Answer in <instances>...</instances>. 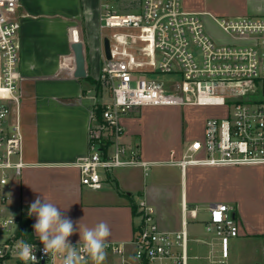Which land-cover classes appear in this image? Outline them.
<instances>
[{
	"label": "built area",
	"instance_id": "1",
	"mask_svg": "<svg viewBox=\"0 0 264 264\" xmlns=\"http://www.w3.org/2000/svg\"><path fill=\"white\" fill-rule=\"evenodd\" d=\"M99 2V31L109 38L111 58L102 52L97 102L102 109L97 112L95 107L92 114L90 151L76 163L82 184L98 187L118 168L140 167L147 173L152 163L142 158L139 145L124 141L122 124L125 115L145 106L213 109L205 119L203 137L189 142L180 158L172 155L168 161L182 172L192 165L264 167V17L211 14L229 36L219 42L206 32L200 17L210 13L188 8L185 0ZM22 7V0H0V264H62L63 257L46 255L38 239L19 234L20 215L8 204L14 182L27 164L20 121ZM78 34L73 31L74 41L80 39ZM160 74L171 77L161 79ZM136 205L135 264H188L186 202L178 230L162 229L145 197ZM197 211L198 207L190 209L193 218L197 219ZM204 223L206 231L218 238L225 261L231 239L240 235L236 205L211 203ZM20 241L35 245L37 261L19 258ZM79 249L77 245L81 261L88 260ZM106 250L122 252L117 244Z\"/></svg>",
	"mask_w": 264,
	"mask_h": 264
},
{
	"label": "crops",
	"instance_id": "2",
	"mask_svg": "<svg viewBox=\"0 0 264 264\" xmlns=\"http://www.w3.org/2000/svg\"><path fill=\"white\" fill-rule=\"evenodd\" d=\"M187 7L201 10L191 4H187ZM22 12L19 33V71L22 76L19 86L20 121L27 164L12 189L20 214L25 207L29 208L38 196H44L61 207L62 213L74 222L82 220L81 223L89 227L101 221L106 222L111 232L108 245L117 244L121 246L122 252L105 250V258L115 255L119 257L121 264H135L132 240L139 219L133 212L132 204H137L141 197H145L154 205L156 201L152 194L160 192L161 189L154 184H147L140 167L115 169L106 175L98 187H89L82 184L80 170L76 165L79 159L90 151L89 130L92 114L100 99L87 80V76H99L102 64L100 34L98 35L97 31H93L95 34L88 32L83 0H24ZM237 12V15H248L251 10L245 3L238 6ZM82 23L85 29L82 41L87 76L78 78L74 76L75 60L71 43L74 41L73 31H78L81 38L79 26ZM198 109L213 111L211 107L190 105L145 106L125 115L122 124L125 128L124 141L139 145L142 158L152 163L151 168L167 163L180 169L181 219L179 221L171 216L168 223H162V219L157 217L159 226L166 230L180 229L183 219L182 203L185 201L188 206L186 228L189 241L191 240L190 256L197 257L198 254L213 260L212 250L209 249L213 242L207 238L190 236L195 232L196 219L192 217L190 209L206 195L196 187L199 181L197 182L195 177L224 174L232 169L258 170L264 167L192 165L182 172L180 166L169 163L172 155L180 158L189 142L203 137L205 119L213 112H207L197 123V128L189 120V123L183 126L180 118L182 111L190 116L193 110ZM167 112L177 113L178 117H173L170 126L166 123L167 128L157 127L154 118ZM163 136L166 141L162 144ZM155 170L153 173L156 177L158 170ZM260 185L261 182L255 187L257 192H251L249 196H244L241 190L236 192L227 188H222L221 192L214 194L218 201H237L238 204H234L236 216L241 222L238 237L264 235V199L261 188L258 191ZM165 195L169 197L163 189L160 197L165 198ZM209 196L210 194L207 198ZM169 199L171 198L167 200ZM31 217L33 227L36 217ZM189 217L193 219L192 223L188 221ZM216 239L219 245V240L217 237ZM79 240L78 232L69 237L70 243H77ZM196 242L201 245L197 246ZM219 257L218 261L222 262L221 255Z\"/></svg>",
	"mask_w": 264,
	"mask_h": 264
},
{
	"label": "rangeland",
	"instance_id": "3",
	"mask_svg": "<svg viewBox=\"0 0 264 264\" xmlns=\"http://www.w3.org/2000/svg\"><path fill=\"white\" fill-rule=\"evenodd\" d=\"M24 0H22L23 2ZM187 4H191L196 8L203 9L204 11H208L210 14L201 15V20L205 26L206 32L214 38L216 41H228L229 36L225 34L222 29L218 26V24L211 17V14H214L216 17H220V15L225 16H237L238 6L245 4L250 7L251 12L248 15L253 16H261L264 17V0H185ZM84 10H85V23L89 33H94L97 31L99 35V26H98V13H99V0H83ZM89 7V8H88ZM91 7V8H90ZM83 23L79 26L80 35L82 30ZM94 31V32H93ZM104 33L110 34L109 30H104ZM95 34V33H94ZM100 36V35H99ZM83 38V37H82ZM80 40H82L80 38ZM84 40V38H83ZM99 41V40H98ZM171 76L160 74L159 78L167 79ZM107 98V94L104 92V99ZM182 110V109H181ZM211 109H198L193 110L190 116H187L183 111L180 114L181 123L185 126L189 121H192L194 127L197 128V123L204 117L207 112ZM210 111L209 114H211ZM178 117V114L173 112H167L166 114L155 117L154 119L157 122V127L167 128V125L170 126L173 123V117ZM189 117V118H188ZM152 118V117H151ZM189 120V121H188ZM161 121V122H160ZM167 123V125H166ZM164 137V136H163ZM161 138V142L163 144L166 141V138ZM254 167V166H252ZM156 169V170H155ZM157 171L156 177L154 176L153 171ZM142 176L145 181L149 185H155L158 189H161L160 192H155L152 195L155 197V203H153L155 208L156 218L160 217L162 223H168V220L172 217H175L180 221L181 219V203L179 191L181 187V176L180 169L177 166H173L167 163L160 164L158 166H154L149 168L147 173L142 172ZM199 189H201L202 194H206L205 197H201L200 200L197 201V205H193V207L198 206L197 211V219H195V232L190 236H194L199 239L207 238L208 241L213 242L212 246H209L211 251L212 259L203 258L197 254V257H191L189 253V249L191 247V240L188 243V264H264V235H246L243 237H236L231 239V250L230 257L224 261L219 262L220 252L219 245L217 244L216 236L213 233H209L206 231L203 221L208 218V207L211 202L218 201L219 199L214 194H218L221 192L222 188H227L228 190H235L236 192L241 190L244 196L250 195L251 192H257V184L261 182V185L258 191L261 188V193L264 199V168L258 170H241V169H232L229 170L228 173H218V174H210V175H201L200 177H195ZM262 180V181H261ZM155 181V182H153ZM195 181V182H196ZM203 188V189H202ZM156 189V188H155ZM164 189V192L171 198L167 200L169 197L162 198L160 197L161 191ZM256 189V190H255ZM244 190V191H243ZM250 192V193H249ZM259 193V192H258ZM207 198V195H209ZM204 196V195H203ZM229 203L238 204L235 200H227ZM264 203V200H263ZM9 208L12 210L14 214L17 216L20 215V209L15 202V198L9 201ZM152 204V203H151ZM156 204V205H155ZM264 208V206H263ZM167 220V221H166ZM188 221L190 223L193 222V219L189 217ZM196 245L199 246L201 243L199 242ZM82 264H94V262L89 258L86 261H83ZM102 264H121L119 257L113 255L111 258H105Z\"/></svg>",
	"mask_w": 264,
	"mask_h": 264
},
{
	"label": "clouds",
	"instance_id": "4",
	"mask_svg": "<svg viewBox=\"0 0 264 264\" xmlns=\"http://www.w3.org/2000/svg\"><path fill=\"white\" fill-rule=\"evenodd\" d=\"M61 207L50 202L49 199L38 196L28 209L29 216H35L33 224L34 234L43 245L42 251L60 255L63 257L62 264H82L77 250L86 253L94 264H102L106 256L108 238L111 235L110 228L106 222H99L93 227L82 224L81 221H73L64 215ZM65 212L67 209H63ZM79 233V243L73 247L69 237ZM35 245L20 241L17 252L20 259L24 261H37L33 252Z\"/></svg>",
	"mask_w": 264,
	"mask_h": 264
},
{
	"label": "trees",
	"instance_id": "5",
	"mask_svg": "<svg viewBox=\"0 0 264 264\" xmlns=\"http://www.w3.org/2000/svg\"><path fill=\"white\" fill-rule=\"evenodd\" d=\"M83 35L81 32V39L83 40L84 35H85V29L82 27ZM83 37V38H82ZM87 80L90 82V84L93 86V88L96 91L97 95H101V84L98 78H93L92 76H87ZM102 109L101 105L98 104L96 105V111L100 112ZM133 212L137 214V205L132 204ZM28 207H25L21 214H20V228H19V234L27 239V240H35L37 237L35 236L33 232V227H32V217L28 215Z\"/></svg>",
	"mask_w": 264,
	"mask_h": 264
},
{
	"label": "water",
	"instance_id": "6",
	"mask_svg": "<svg viewBox=\"0 0 264 264\" xmlns=\"http://www.w3.org/2000/svg\"><path fill=\"white\" fill-rule=\"evenodd\" d=\"M71 49L75 60L74 76L84 78L87 76L84 42L80 39L72 41ZM102 52L107 59L111 58L110 41L108 36L102 37Z\"/></svg>",
	"mask_w": 264,
	"mask_h": 264
},
{
	"label": "flooded vegetation",
	"instance_id": "7",
	"mask_svg": "<svg viewBox=\"0 0 264 264\" xmlns=\"http://www.w3.org/2000/svg\"><path fill=\"white\" fill-rule=\"evenodd\" d=\"M99 34H100V46H101V49H102V35H101L100 32H99Z\"/></svg>",
	"mask_w": 264,
	"mask_h": 264
}]
</instances>
